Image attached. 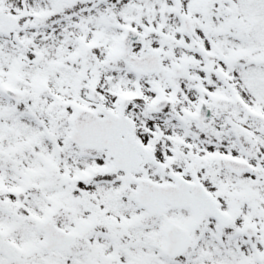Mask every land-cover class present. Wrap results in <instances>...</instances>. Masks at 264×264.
Instances as JSON below:
<instances>
[{"label": "snow or ice", "instance_id": "obj_1", "mask_svg": "<svg viewBox=\"0 0 264 264\" xmlns=\"http://www.w3.org/2000/svg\"><path fill=\"white\" fill-rule=\"evenodd\" d=\"M0 264H264V0H0Z\"/></svg>", "mask_w": 264, "mask_h": 264}]
</instances>
